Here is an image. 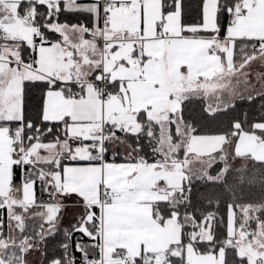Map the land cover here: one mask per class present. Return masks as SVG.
Segmentation results:
<instances>
[{
  "label": "snow or ice",
  "instance_id": "1",
  "mask_svg": "<svg viewBox=\"0 0 264 264\" xmlns=\"http://www.w3.org/2000/svg\"><path fill=\"white\" fill-rule=\"evenodd\" d=\"M0 264H264V0H0Z\"/></svg>",
  "mask_w": 264,
  "mask_h": 264
}]
</instances>
